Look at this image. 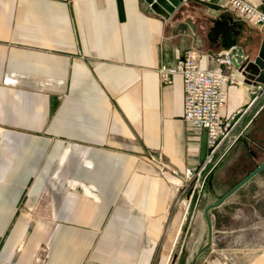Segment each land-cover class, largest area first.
Returning a JSON list of instances; mask_svg holds the SVG:
<instances>
[{
	"label": "crops",
	"instance_id": "obj_1",
	"mask_svg": "<svg viewBox=\"0 0 264 264\" xmlns=\"http://www.w3.org/2000/svg\"><path fill=\"white\" fill-rule=\"evenodd\" d=\"M180 1L166 19L141 0H0V264H33L44 243L45 264H170L171 204L208 152L184 121L182 76L160 70L195 51L221 72L208 36L232 17L220 0ZM238 23L256 57L264 27ZM231 67L224 114L247 110L240 133L264 93L251 106L256 75ZM225 247L196 264H264V243Z\"/></svg>",
	"mask_w": 264,
	"mask_h": 264
},
{
	"label": "rangeland",
	"instance_id": "obj_2",
	"mask_svg": "<svg viewBox=\"0 0 264 264\" xmlns=\"http://www.w3.org/2000/svg\"><path fill=\"white\" fill-rule=\"evenodd\" d=\"M263 110L264 108L261 113ZM263 122L264 113L254 123L249 133L251 139H255L261 145H264L262 142L264 136H255V133L258 128L263 127ZM263 162L264 155L256 153V157L250 158L246 147L238 144L230 150L220 164H208L201 175V181L204 176H208L201 196H199L200 187L196 188L201 183L196 185V182L189 184L176 196L171 204L170 212V225L175 224V240H172L169 247L170 264H175L177 261L189 229H193L188 244L191 257L206 245L208 232L204 211L207 206L217 203ZM212 177V187H210L209 182ZM210 189H213L212 192ZM226 204V207L210 214L212 221L215 218L211 247L214 250L208 256H224L225 246L229 245L231 240L244 241L246 244L264 243V171L236 192Z\"/></svg>",
	"mask_w": 264,
	"mask_h": 264
},
{
	"label": "built area",
	"instance_id": "obj_3",
	"mask_svg": "<svg viewBox=\"0 0 264 264\" xmlns=\"http://www.w3.org/2000/svg\"><path fill=\"white\" fill-rule=\"evenodd\" d=\"M220 1L230 10L237 22L249 27H264V10L261 7L254 6L248 0ZM262 5L264 7V2ZM215 61L219 66H225V69L219 73L202 70L198 53L188 51L178 63L164 66L160 70L162 83L167 85L171 84V78L174 75L182 76L185 95L184 121L206 132L208 154L195 179L196 185L201 183L196 187H200L199 196L202 195L208 180V176H204L201 181V175L208 164L218 165L247 130L245 128L246 130L243 129L238 133V127L246 116L247 110H239L231 115L224 114L227 103L226 88L239 85L236 73L231 67L233 65L230 52H220ZM237 71L240 73L239 70ZM255 88L251 106L257 102L258 94L264 93V85L256 84ZM47 257V245H44L33 264H45Z\"/></svg>",
	"mask_w": 264,
	"mask_h": 264
},
{
	"label": "water",
	"instance_id": "obj_4",
	"mask_svg": "<svg viewBox=\"0 0 264 264\" xmlns=\"http://www.w3.org/2000/svg\"><path fill=\"white\" fill-rule=\"evenodd\" d=\"M142 9L144 12L149 14H156L163 18L168 19L172 16L175 11L179 8L180 0H141ZM243 25L234 21L233 17H222L214 23L213 28L208 36L209 41L213 44H217L221 47L224 52H230L231 63L233 67L240 71L243 75L245 72L252 73L256 75L255 84L264 85V38L260 46V50L256 57H246L244 56V50L240 47V37ZM245 76V75H244ZM238 144H243L248 148V142L245 139L239 138L234 146ZM264 171V163L257 167L252 173H249L247 177L236 187L228 191L219 201L215 204L207 206L204 211V218L207 224V243L201 249V251L195 256L191 264H196L197 260L201 255L208 252L213 243V224L210 218V214L222 207V205L231 198L236 192H238L242 187H244L248 182L257 177L260 173ZM211 178L209 186L212 187ZM193 229H189L186 234L183 246L177 257L175 264H189L190 253L188 250V244L190 238L192 237Z\"/></svg>",
	"mask_w": 264,
	"mask_h": 264
},
{
	"label": "flooded vegetation",
	"instance_id": "obj_5",
	"mask_svg": "<svg viewBox=\"0 0 264 264\" xmlns=\"http://www.w3.org/2000/svg\"><path fill=\"white\" fill-rule=\"evenodd\" d=\"M263 113H264V110H263L262 113H260V115L257 118V120L262 116ZM262 124H263V127L257 129V131L255 133V136H259V135H261V136L263 135L264 136V122ZM251 127L252 126L247 128L246 132L244 133V135L241 138L245 139L248 142V148H246V149H247V151L249 153L250 158H253V157H256V153L257 154L261 153L262 155H264V145L259 144L258 142L255 141V139H251V136L249 135V133L251 131ZM262 142L264 143V141H262ZM254 150H255L256 153L253 152Z\"/></svg>",
	"mask_w": 264,
	"mask_h": 264
},
{
	"label": "trees",
	"instance_id": "obj_6",
	"mask_svg": "<svg viewBox=\"0 0 264 264\" xmlns=\"http://www.w3.org/2000/svg\"><path fill=\"white\" fill-rule=\"evenodd\" d=\"M258 166H260V165H258ZM258 166H257V167H258ZM257 167H256V169H257ZM256 169H255V170H256Z\"/></svg>",
	"mask_w": 264,
	"mask_h": 264
}]
</instances>
